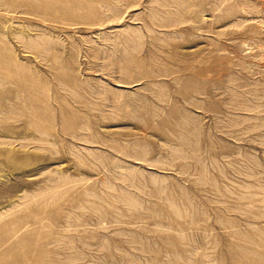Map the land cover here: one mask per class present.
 Masks as SVG:
<instances>
[{
    "label": "rangeland",
    "instance_id": "374dc122",
    "mask_svg": "<svg viewBox=\"0 0 264 264\" xmlns=\"http://www.w3.org/2000/svg\"><path fill=\"white\" fill-rule=\"evenodd\" d=\"M0 264H264V0H0Z\"/></svg>",
    "mask_w": 264,
    "mask_h": 264
}]
</instances>
